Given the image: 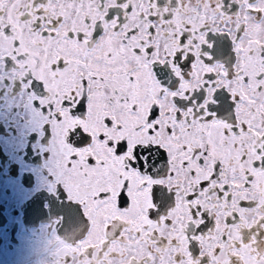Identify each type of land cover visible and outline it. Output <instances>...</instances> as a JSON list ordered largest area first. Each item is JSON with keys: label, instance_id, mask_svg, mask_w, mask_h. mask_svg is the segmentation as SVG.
Returning a JSON list of instances; mask_svg holds the SVG:
<instances>
[{"label": "snow or ice", "instance_id": "snow-or-ice-1", "mask_svg": "<svg viewBox=\"0 0 264 264\" xmlns=\"http://www.w3.org/2000/svg\"><path fill=\"white\" fill-rule=\"evenodd\" d=\"M0 87L48 136L52 264H264V0H0Z\"/></svg>", "mask_w": 264, "mask_h": 264}, {"label": "flooded vegetation", "instance_id": "flooded-vegetation-1", "mask_svg": "<svg viewBox=\"0 0 264 264\" xmlns=\"http://www.w3.org/2000/svg\"><path fill=\"white\" fill-rule=\"evenodd\" d=\"M47 142L33 130L24 94L0 87V264L53 262L48 241L63 201L49 190ZM56 232L66 235L61 226Z\"/></svg>", "mask_w": 264, "mask_h": 264}]
</instances>
